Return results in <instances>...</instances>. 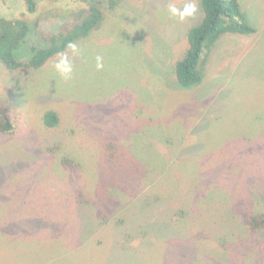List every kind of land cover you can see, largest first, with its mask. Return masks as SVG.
I'll return each instance as SVG.
<instances>
[{
  "label": "rangeland",
  "instance_id": "rangeland-1",
  "mask_svg": "<svg viewBox=\"0 0 264 264\" xmlns=\"http://www.w3.org/2000/svg\"><path fill=\"white\" fill-rule=\"evenodd\" d=\"M37 1L70 15L26 14L20 61L85 6ZM87 1L105 19L64 52L71 79L58 55L35 70L0 63L14 126L0 135V264H264V230L247 228L264 212V0H240L255 32L222 36L188 90L173 70L202 18L197 0ZM189 2L192 16H171ZM24 12L0 0V17Z\"/></svg>",
  "mask_w": 264,
  "mask_h": 264
},
{
  "label": "trees",
  "instance_id": "trees-1",
  "mask_svg": "<svg viewBox=\"0 0 264 264\" xmlns=\"http://www.w3.org/2000/svg\"><path fill=\"white\" fill-rule=\"evenodd\" d=\"M25 4V12L10 17H0V63L8 71L35 70L43 67L58 53L68 50L67 45L87 38L98 30L105 19L104 10L87 0L85 6L76 12V19L69 27L45 38V45L31 48L30 58L18 60L17 52L26 42L31 31V24L25 15H32L33 22L59 16H69L70 9L57 13L55 9L40 12L37 0H21ZM107 8L113 11L121 0H106ZM202 18L188 29L187 46L182 56L174 65V77L177 87L181 90L191 89L202 81L203 63L206 56L224 35H247L255 32L250 25L240 0H197ZM37 24V23H35ZM34 24V25H35ZM19 53V52H18ZM43 125L54 128L58 125V116L47 111L42 117ZM14 129L7 107L0 103V135H9ZM148 227V226H147ZM249 232L264 230V212L251 213L247 218ZM117 226H115V231Z\"/></svg>",
  "mask_w": 264,
  "mask_h": 264
},
{
  "label": "clouds",
  "instance_id": "clouds-1",
  "mask_svg": "<svg viewBox=\"0 0 264 264\" xmlns=\"http://www.w3.org/2000/svg\"><path fill=\"white\" fill-rule=\"evenodd\" d=\"M197 11V5L195 2L186 3L183 10H179L176 7L169 5V12L171 16H178L181 21L185 19V17L192 16ZM67 48L71 50L73 54H78L79 49L75 43H69ZM59 59L53 65L55 71L59 73V75L65 80H69L72 78V64L68 58L67 53H58ZM103 68V58L101 56L96 57V69L101 70Z\"/></svg>",
  "mask_w": 264,
  "mask_h": 264
}]
</instances>
